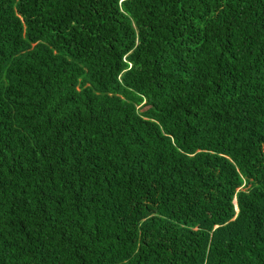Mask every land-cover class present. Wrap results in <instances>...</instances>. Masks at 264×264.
Returning <instances> with one entry per match:
<instances>
[{
  "label": "trees",
  "instance_id": "trees-1",
  "mask_svg": "<svg viewBox=\"0 0 264 264\" xmlns=\"http://www.w3.org/2000/svg\"><path fill=\"white\" fill-rule=\"evenodd\" d=\"M0 264H264V0H0Z\"/></svg>",
  "mask_w": 264,
  "mask_h": 264
},
{
  "label": "water",
  "instance_id": "water-1",
  "mask_svg": "<svg viewBox=\"0 0 264 264\" xmlns=\"http://www.w3.org/2000/svg\"><path fill=\"white\" fill-rule=\"evenodd\" d=\"M145 110V109H144Z\"/></svg>",
  "mask_w": 264,
  "mask_h": 264
}]
</instances>
